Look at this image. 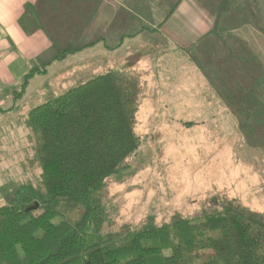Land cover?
<instances>
[{
	"label": "trees",
	"instance_id": "16d2710c",
	"mask_svg": "<svg viewBox=\"0 0 264 264\" xmlns=\"http://www.w3.org/2000/svg\"><path fill=\"white\" fill-rule=\"evenodd\" d=\"M121 1L136 11L157 3L159 23L172 11L160 14V0ZM97 2L38 1L39 24L58 47L55 58L77 49ZM222 16L217 30L264 20L262 12L236 7ZM39 24L27 14L19 18L27 34ZM236 44L208 37L194 48L220 81L229 61V94L241 101L259 85L264 70L244 42ZM43 69H30L21 88ZM143 74L109 68L29 109L24 123L40 172L36 181L18 183L0 206V264H264V213L227 194L205 198L193 214L203 217L198 221L176 212L160 225L148 215L139 227L125 222L104 230L110 221L104 205L109 177L129 165L126 158L140 143L134 128Z\"/></svg>",
	"mask_w": 264,
	"mask_h": 264
},
{
	"label": "rangeland",
	"instance_id": "374dc122",
	"mask_svg": "<svg viewBox=\"0 0 264 264\" xmlns=\"http://www.w3.org/2000/svg\"><path fill=\"white\" fill-rule=\"evenodd\" d=\"M160 1V14L178 3ZM241 1L199 0L201 7L217 9V28L223 11L225 14L233 7L262 12L264 16V2ZM137 12L160 27L166 21L157 22V3ZM229 20L231 17L226 23ZM262 21L257 23L261 30L249 22L241 25L250 24L264 34ZM241 25H226L225 31L213 27L215 35L208 37H226L228 46L235 48L236 41H244L229 36V32ZM173 37L176 38L174 34ZM201 40L184 49L171 47L162 51L157 46L148 47L146 53H136L121 65L144 73L134 128L140 143L126 158L129 165L109 177L104 205L110 221L104 230H113L125 222L139 227L148 215L160 225L176 212L198 221L203 217L193 214L212 195L227 194L264 213L262 160L254 155L252 144L248 145L249 135L243 131L248 116L229 94L230 63L225 61L224 81L213 76L211 63L201 60L194 48ZM25 108L15 111L21 117L0 119V206L8 203L18 183L35 180L40 172L33 160L30 131L24 123V114L29 111Z\"/></svg>",
	"mask_w": 264,
	"mask_h": 264
},
{
	"label": "crops",
	"instance_id": "0c3cea01",
	"mask_svg": "<svg viewBox=\"0 0 264 264\" xmlns=\"http://www.w3.org/2000/svg\"><path fill=\"white\" fill-rule=\"evenodd\" d=\"M38 1L0 0V119L21 117L15 111L24 105L28 110L62 89L109 68H121L136 53H146L148 47L157 46L162 51L171 47L184 49L215 35L213 27L218 29L217 9L203 8L199 0H178L161 27L121 0H98L83 24L77 49L59 59L55 58L58 47L39 24ZM22 14L35 19L38 29L25 33L19 25ZM186 29L190 31L186 33ZM229 33L247 43L264 70V34L250 24ZM32 68L44 69L31 75L21 88ZM238 102L237 107L249 119L242 126L249 135L248 145L252 144L254 155L261 158L264 170V76L255 90Z\"/></svg>",
	"mask_w": 264,
	"mask_h": 264
}]
</instances>
